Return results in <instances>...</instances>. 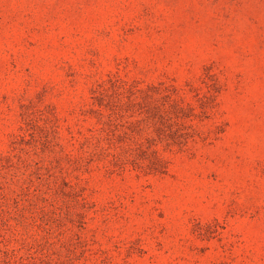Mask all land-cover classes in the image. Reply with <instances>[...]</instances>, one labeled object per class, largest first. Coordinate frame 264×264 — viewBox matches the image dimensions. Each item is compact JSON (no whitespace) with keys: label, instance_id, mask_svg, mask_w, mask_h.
Instances as JSON below:
<instances>
[{"label":"rangeland","instance_id":"374dc122","mask_svg":"<svg viewBox=\"0 0 264 264\" xmlns=\"http://www.w3.org/2000/svg\"><path fill=\"white\" fill-rule=\"evenodd\" d=\"M0 264H264V0H0Z\"/></svg>","mask_w":264,"mask_h":264}]
</instances>
